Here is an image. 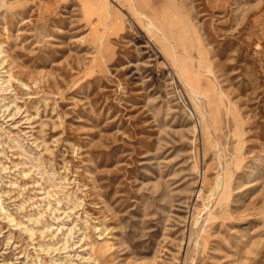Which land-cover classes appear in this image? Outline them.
Instances as JSON below:
<instances>
[{
    "label": "rangeland",
    "instance_id": "obj_1",
    "mask_svg": "<svg viewBox=\"0 0 264 264\" xmlns=\"http://www.w3.org/2000/svg\"><path fill=\"white\" fill-rule=\"evenodd\" d=\"M0 264H264V0H0Z\"/></svg>",
    "mask_w": 264,
    "mask_h": 264
},
{
    "label": "bare ground",
    "instance_id": "obj_2",
    "mask_svg": "<svg viewBox=\"0 0 264 264\" xmlns=\"http://www.w3.org/2000/svg\"><path fill=\"white\" fill-rule=\"evenodd\" d=\"M146 18V17H145ZM5 211V210H4Z\"/></svg>",
    "mask_w": 264,
    "mask_h": 264
}]
</instances>
